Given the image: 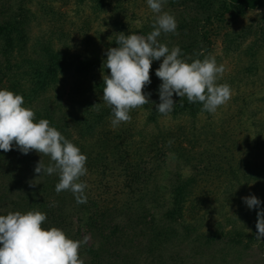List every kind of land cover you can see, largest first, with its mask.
Masks as SVG:
<instances>
[{
  "label": "trees",
  "instance_id": "1",
  "mask_svg": "<svg viewBox=\"0 0 264 264\" xmlns=\"http://www.w3.org/2000/svg\"><path fill=\"white\" fill-rule=\"evenodd\" d=\"M84 1L87 0H80ZM94 1L93 7L97 13L112 3L111 0ZM115 1L116 6L113 4L111 9L113 15L109 18L116 29L110 41L111 47L118 46L116 37L120 32L132 34L119 15L121 12L125 16L121 11L123 1ZM167 3L178 10L180 18L177 22V39L172 47L179 46L181 58H190L188 62L205 58L211 43L208 28L222 21L226 13L229 17H237L248 10L264 9V0H167ZM5 4L6 0H0V89L22 95L24 106L32 104L55 86L58 77L73 64L77 72L85 75L95 67L103 66L106 59L103 63H99L98 58L79 60L77 56L70 60L66 51L53 47L50 39L31 42L28 33L30 18L25 13V7L20 3L17 12L8 14ZM153 23L154 19H148L147 23L141 25L140 32L146 36L153 30ZM159 41L168 46L170 44L167 40ZM201 43H206L204 50L200 48ZM161 63L162 59L152 61L151 83L142 90L150 93V100L155 102L141 107L148 111L145 125L156 123L162 116L155 110L160 102L159 86L162 83L155 73ZM100 85L103 89V82ZM173 99L175 104L170 114L178 121L164 129L157 127L151 133H145L133 122L113 128L109 121L111 109L98 98L94 99L97 102L95 109L87 110L85 116L72 119L56 117L47 107L41 111L34 110L36 121L49 120L50 126L60 131L87 156L88 173L98 178L93 181L98 191L96 197L101 194L104 197L100 202L87 195V202L78 204L70 191L56 192L58 174L44 175L39 182H33L27 168L32 164L36 151L23 154L13 147L8 152L0 150V172L5 167L6 178L11 186L18 188L17 199L9 198L12 207L3 215L14 211L25 213L38 210L47 214V221L42 227L62 229L68 237L75 239L78 238L79 229L74 231V216L80 221L78 214L89 212L85 225L99 238L98 247L84 246L80 251L81 257L83 249L90 256L89 264H119L118 260L121 264L128 261L129 264H137L132 259V248L139 235L148 236L144 242L146 249L149 253L158 250L155 261L163 264L161 247H164L166 238L176 236L178 239V233L169 227L171 224L178 222L184 214L200 221L204 218V213L200 211H207V202L217 199L219 193H227L235 185L244 188L251 185L254 195L261 201L258 208L251 209V217L246 218L251 232L234 228L224 233L218 229L206 236L204 243L213 244L221 236H228V233H231L233 242L240 243L243 237L253 240L257 232V212L264 209V161L258 163L253 159L259 137L251 140V144L246 140L244 156H237L233 151L236 145L231 139L232 134L223 131L216 137V133L211 132L212 136L208 137L202 134L203 131L195 130L194 120L207 112L202 110L201 103H189L187 97L180 98L175 94ZM263 125L264 119L256 124L258 131ZM138 134L140 137L136 138ZM223 136H226L224 140L218 139ZM169 156H174L181 167L166 185L161 183L159 177ZM184 168H187L186 174L182 173ZM31 181L37 183L35 187L30 185ZM2 195L0 205L2 199H6ZM161 207L165 209L162 221L167 224L156 221L153 215V211L158 208L162 210ZM70 208L76 209L74 215ZM118 217H124L125 229L131 230L130 238L126 237L127 233L120 222L115 221ZM183 228L184 234L189 236L196 230V225L187 223Z\"/></svg>",
  "mask_w": 264,
  "mask_h": 264
},
{
  "label": "rangeland",
  "instance_id": "2",
  "mask_svg": "<svg viewBox=\"0 0 264 264\" xmlns=\"http://www.w3.org/2000/svg\"><path fill=\"white\" fill-rule=\"evenodd\" d=\"M120 1H123L121 11L125 14L122 16L121 12L119 13L123 23L129 26L132 34L144 35L140 32L141 25L147 23L148 19L155 18L147 0ZM111 2L98 13L93 7L94 0L84 2L80 0H6L5 5L8 7V14L17 12L20 3L25 7V13L30 18L28 33L31 42L36 39L40 41L45 38L50 39L53 47L66 51L70 60L77 56L79 60L98 58L99 63H103L102 61L107 58V49L112 46L110 41L116 34V29L112 27L109 19L110 15H113L111 9L116 1L111 0ZM163 10L172 14L177 22L179 21L177 9L166 3ZM87 21L88 27L85 28ZM83 28L84 31H82ZM207 32L211 43L206 56H214L218 65L225 66L226 71L218 83L230 85L232 97L226 105L219 107L216 113L205 112L197 116L193 123L195 130L203 131L202 134L208 137L212 136L211 132H215L216 137H219L223 131L232 134L231 139H234V145H236L233 151L238 154L237 156H244L246 140L251 144V140L259 137L256 141L257 147L253 159L261 163L264 161V125L258 131L256 124L264 119V9L248 10L243 16L237 17H229L226 13L223 20L215 22ZM169 34L162 33L158 39L170 42L169 46L166 45L171 48L174 40L177 39V34ZM200 48L204 50L206 43H201ZM156 65H159V61ZM102 74H110V70L99 65L85 75L77 72L73 64L58 77L55 86L25 107L36 111L47 107L54 112L56 117L64 116L69 119L75 116H85L87 110L95 109L97 105L95 98L103 101V89L101 85L99 86L103 82ZM147 113L148 111L144 108L134 109L130 113L131 122L135 123L137 128H143L145 133L156 131L157 127L164 129L173 126L178 121L169 113L167 116H160L156 123L145 125ZM109 121L111 125V116ZM185 122L191 124L190 121L185 120ZM139 137V134L136 135V138ZM225 137L218 139L224 140ZM248 152H251V149H248ZM249 158H251V153H249ZM41 159L45 165L48 161L50 162L48 156L41 157L36 152L32 164L27 168L28 176L33 182H39L44 178V175L37 177L39 174L34 171ZM180 167L176 158L169 156L159 177L161 183L169 185L168 182L173 178L174 172ZM4 170L5 167L2 169L3 173L0 172L2 174L0 195L3 194L2 196L6 199L1 201L0 215L12 207L9 198L17 199L16 194L18 193V188L11 186ZM182 173L186 174L187 168L182 169ZM97 179L95 175L89 173L81 177V181L88 185L85 190L86 195L99 199L101 202L104 195L96 197L98 191L93 185V181ZM7 185H9L8 188H6ZM250 195H254L251 185L246 188L235 185L234 189L227 193H219L217 199L207 202L206 209L208 210L200 211L204 213L202 220L198 221L194 219L195 217L184 214L178 222L171 224L169 227L178 233V239L176 240V236L166 238L164 247H161L163 264H264V239H257V232L253 240L243 237L240 243L231 241V233H228V236H221L213 244L204 243L205 237L218 229L223 230L224 233L234 228L251 232L246 222V218L251 217V209L243 201L244 197ZM148 206L151 205L148 204ZM161 209L154 210L153 215L156 221L167 224L162 221L165 209L164 207ZM70 211L74 215L76 209L70 208ZM88 213L78 214L80 221L74 216V231L79 229L78 238L74 240H81L87 235L90 239L85 246L96 248L99 246V238L85 225ZM115 221L120 222L127 233L126 237L130 238L131 230L125 229L124 217H118ZM187 223L196 225V230L189 236L184 234L183 228ZM147 239V235H139L135 238L132 259L137 264H158L155 261L158 250L149 253L144 245ZM123 240L125 242V239ZM81 258L84 263L89 264L90 256L85 253L84 249ZM118 262L121 264L120 260ZM128 262L126 264H129Z\"/></svg>",
  "mask_w": 264,
  "mask_h": 264
},
{
  "label": "clouds",
  "instance_id": "3",
  "mask_svg": "<svg viewBox=\"0 0 264 264\" xmlns=\"http://www.w3.org/2000/svg\"><path fill=\"white\" fill-rule=\"evenodd\" d=\"M167 0H147L155 14L153 30L145 35L120 32L116 37L117 47L107 49L103 66L110 74H102L103 102L111 109V126L119 127L130 123L131 111L154 101L150 93L142 90L151 83L152 61L161 60L156 76L160 102L155 110L167 116L173 110V95L187 97L189 103H201L202 110L216 113L232 97L230 85L220 84L226 71L223 64H217L212 55L203 60L181 58V49H171L159 41L163 34L176 33L175 17L164 11ZM24 97L7 89H0V150L8 152L17 148L23 154L36 151L48 156L46 166L42 159L35 166V173L58 174L55 190L70 191L78 204L87 202L88 188L81 177L88 174L87 156L78 146L67 139L47 119L36 121L35 112L24 106ZM37 183L30 182L32 187ZM249 209L258 208L261 201L255 195L243 198ZM47 214L38 210L20 211L0 215V264H84L81 249L88 244L89 236L74 240L59 228L45 229ZM256 238L264 239V209L257 212Z\"/></svg>",
  "mask_w": 264,
  "mask_h": 264
}]
</instances>
